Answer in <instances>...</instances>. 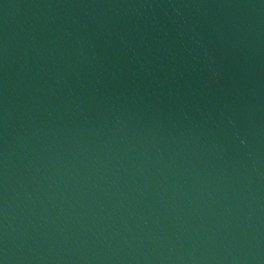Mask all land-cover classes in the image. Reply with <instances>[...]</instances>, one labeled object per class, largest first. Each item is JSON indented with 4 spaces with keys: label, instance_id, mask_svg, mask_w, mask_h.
I'll return each mask as SVG.
<instances>
[{
    "label": "water",
    "instance_id": "obj_1",
    "mask_svg": "<svg viewBox=\"0 0 264 264\" xmlns=\"http://www.w3.org/2000/svg\"><path fill=\"white\" fill-rule=\"evenodd\" d=\"M0 264H264V0H0Z\"/></svg>",
    "mask_w": 264,
    "mask_h": 264
}]
</instances>
